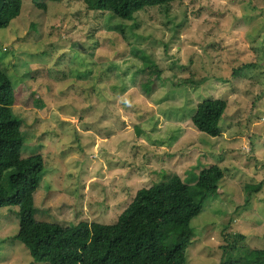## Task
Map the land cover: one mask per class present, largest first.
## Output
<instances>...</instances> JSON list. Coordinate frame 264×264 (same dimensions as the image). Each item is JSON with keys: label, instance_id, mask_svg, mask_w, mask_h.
<instances>
[{"label": "rangeland", "instance_id": "1", "mask_svg": "<svg viewBox=\"0 0 264 264\" xmlns=\"http://www.w3.org/2000/svg\"><path fill=\"white\" fill-rule=\"evenodd\" d=\"M20 1L0 68L22 157L45 162L36 219L115 225L141 189L217 165L225 177L191 223L193 246L159 264H221L228 236L264 251V0H184L125 24L77 0ZM209 100L228 103L217 138L192 124ZM18 232L17 211L0 210V264L33 263Z\"/></svg>", "mask_w": 264, "mask_h": 264}, {"label": "trees", "instance_id": "2", "mask_svg": "<svg viewBox=\"0 0 264 264\" xmlns=\"http://www.w3.org/2000/svg\"><path fill=\"white\" fill-rule=\"evenodd\" d=\"M77 1L92 12L108 14L125 24L150 9L169 16L172 7L184 0ZM0 4V30H6L20 17L23 2L0 0ZM135 53L150 62L144 53ZM251 67L255 65L234 70V77ZM151 85L144 84L146 93L151 92ZM37 102L44 105L40 99ZM14 106V84L0 68V210L17 211L19 232L15 241L28 249L32 264H159L164 259L170 263L193 246L196 237L191 223L203 212L208 197L219 193L225 177L221 167L191 173L185 181L173 176L166 183L141 189L115 225L81 222L62 227L40 222L36 219L35 195L45 174V162L41 155L22 157L25 140L20 121L12 113ZM227 109L224 100L206 101L197 106L192 124L199 133L217 138ZM225 239L221 264H264V251L249 250L243 236ZM185 260L182 264L187 263Z\"/></svg>", "mask_w": 264, "mask_h": 264}]
</instances>
